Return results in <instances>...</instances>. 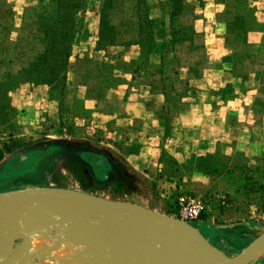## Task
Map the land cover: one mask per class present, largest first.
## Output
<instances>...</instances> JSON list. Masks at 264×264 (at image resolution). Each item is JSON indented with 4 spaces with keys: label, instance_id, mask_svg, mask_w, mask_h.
Wrapping results in <instances>:
<instances>
[{
    "label": "rangeland",
    "instance_id": "rangeland-1",
    "mask_svg": "<svg viewBox=\"0 0 264 264\" xmlns=\"http://www.w3.org/2000/svg\"><path fill=\"white\" fill-rule=\"evenodd\" d=\"M77 1L62 36L56 0H0V191L131 201L235 255L264 229V0L115 2L114 43L98 36L103 0ZM59 30L67 54L49 53L39 80L18 81ZM191 200L196 219L184 217ZM63 230L40 234L35 251ZM88 245L76 248L87 259L104 247ZM52 258L35 264H73Z\"/></svg>",
    "mask_w": 264,
    "mask_h": 264
},
{
    "label": "water",
    "instance_id": "water-1",
    "mask_svg": "<svg viewBox=\"0 0 264 264\" xmlns=\"http://www.w3.org/2000/svg\"><path fill=\"white\" fill-rule=\"evenodd\" d=\"M52 203L57 211L67 207L83 209L79 211L80 220L96 227L102 240H106L109 250L113 247L117 251L116 254L114 252L117 264H150L146 259L150 254L157 257L154 264H264L259 261L252 262V259L244 261L264 241V229L236 255L227 256L197 247L190 241L178 240L156 229L157 224L174 220L192 226L201 234L197 227L186 220L131 201L114 200L77 189L53 186H27L0 191V226L6 220L12 219L20 234L8 236L0 232V264H13L31 240L22 234V212ZM132 215H136L143 223L146 236L120 233L121 226ZM17 239H21L20 246L13 247ZM136 244L142 245V251H137Z\"/></svg>",
    "mask_w": 264,
    "mask_h": 264
},
{
    "label": "bare ground",
    "instance_id": "bare-ground-1",
    "mask_svg": "<svg viewBox=\"0 0 264 264\" xmlns=\"http://www.w3.org/2000/svg\"><path fill=\"white\" fill-rule=\"evenodd\" d=\"M81 210L83 209L67 207L60 211H57L55 210V205L52 203L37 206L35 208L22 212V234H25L27 238H30L31 240L30 242H28L23 254H21L13 264H35V262L43 259H50L52 257V259L65 257L67 261H70L73 264H117L116 257L114 255V252L116 254L117 251L114 250L113 247H111L109 250L106 240H102L99 235V230L96 227L82 220L76 221L80 223L79 228L71 226V222H73L72 216H75L71 214L74 213L80 216L79 211ZM87 212L91 217L97 219L89 211ZM82 223H84L87 227L85 228ZM41 226H45L46 231H44L43 229L42 232ZM66 228L67 230L65 234L62 236L59 235L57 245L41 240L46 245V249L42 250L39 253L35 251V242L40 234V239L47 236H55L57 231H64L63 229ZM82 228L84 229L82 230ZM156 229L158 231L171 235L178 240L190 241L197 247H204L209 251L220 254V252L215 247H213L202 234L197 233L192 226H189L184 222L168 220L163 223L157 224ZM54 230L56 232H54ZM0 232L1 234H5L8 236L20 235L16 228V224L12 219L6 220L0 226ZM120 233L146 236L145 227L136 215H132L128 219V221L121 226ZM91 241L101 243L104 245V247H100L97 250V254H100L101 256L99 255L95 258L87 259L84 254L77 252L76 248L78 244H80V246L87 245L88 247H90L91 245L88 244H90ZM67 242L71 243L69 247L67 246ZM72 248H74L73 251L70 250ZM135 248L140 249H137V251H142L141 249H143L141 244H136ZM263 252L264 241L260 242L257 245L256 249L244 261H249L251 260L252 256L261 254ZM146 259L150 264H154L157 261V257L154 254H150Z\"/></svg>",
    "mask_w": 264,
    "mask_h": 264
},
{
    "label": "trees",
    "instance_id": "trees-1",
    "mask_svg": "<svg viewBox=\"0 0 264 264\" xmlns=\"http://www.w3.org/2000/svg\"><path fill=\"white\" fill-rule=\"evenodd\" d=\"M56 1L63 8V13L59 16V18H61V19L57 20V21L64 25V27H63L64 34H62L61 33L62 31L59 30V35L61 33L62 36L63 35L67 36L69 33V31L66 27V24L68 22V15H69L68 9H71L73 7H77L78 1L77 0H56ZM124 1H135L136 4H138L137 2L139 0H103L102 5L100 7V22H99V32H98V36H99L101 41L103 40V41H107L109 43H112V42L114 43L116 41V35H117V32H115L116 26L114 25V23H112L110 21L111 11L113 9V4H115V2L118 3V2H124ZM175 4H178V3L175 2ZM174 15L175 14L173 13V9H171L169 11L170 25H171L172 17ZM137 25L139 28L138 30H140V28H141L140 20L137 23ZM172 26H171V28H172ZM62 36L60 35V38L58 41H55L56 39L51 40L48 43L49 44L48 47L45 48V50L41 54L37 55L35 57V59L33 61H31L25 68L22 69L20 75L23 77L18 76L19 77L18 79H20L18 81H31V80L37 81V80H39L37 77H34L37 75L33 76L32 73L35 71L36 67H40L41 65H44L46 63L48 64L47 57H48L49 53H51V55H55V54L60 55V53H62L63 55L67 54V50H69V47L64 46V44L62 43V41H61L63 38ZM54 63L56 64V62H54ZM262 104L264 106V102ZM7 150L9 152H11L12 148L8 147Z\"/></svg>",
    "mask_w": 264,
    "mask_h": 264
},
{
    "label": "built area",
    "instance_id": "built-area-1",
    "mask_svg": "<svg viewBox=\"0 0 264 264\" xmlns=\"http://www.w3.org/2000/svg\"><path fill=\"white\" fill-rule=\"evenodd\" d=\"M183 213L186 219H196L200 213V203L193 200L183 205Z\"/></svg>",
    "mask_w": 264,
    "mask_h": 264
}]
</instances>
